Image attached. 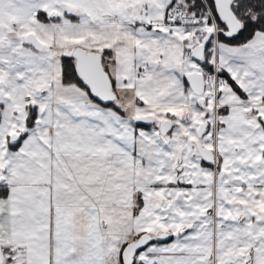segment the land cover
<instances>
[{"label": "snow or ice", "instance_id": "obj_1", "mask_svg": "<svg viewBox=\"0 0 264 264\" xmlns=\"http://www.w3.org/2000/svg\"><path fill=\"white\" fill-rule=\"evenodd\" d=\"M0 264H264V0H0Z\"/></svg>", "mask_w": 264, "mask_h": 264}]
</instances>
